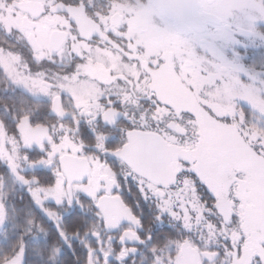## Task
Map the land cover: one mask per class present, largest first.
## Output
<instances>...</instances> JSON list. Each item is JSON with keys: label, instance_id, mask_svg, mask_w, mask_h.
I'll list each match as a JSON object with an SVG mask.
<instances>
[{"label": "snow or ice", "instance_id": "obj_1", "mask_svg": "<svg viewBox=\"0 0 264 264\" xmlns=\"http://www.w3.org/2000/svg\"><path fill=\"white\" fill-rule=\"evenodd\" d=\"M147 11L0 0V264H264V14Z\"/></svg>", "mask_w": 264, "mask_h": 264}, {"label": "flooded vegetation", "instance_id": "obj_2", "mask_svg": "<svg viewBox=\"0 0 264 264\" xmlns=\"http://www.w3.org/2000/svg\"><path fill=\"white\" fill-rule=\"evenodd\" d=\"M149 2L150 0H141L144 14L137 17L136 27L146 38L158 42L160 37L171 34L172 20L169 16L150 14L147 11ZM193 2L199 6L204 21L197 22L196 29L208 41L220 45L226 42L230 31L246 28L251 24L253 22L250 21L251 15L264 14V4L251 3L250 0H193ZM260 27L264 28V24Z\"/></svg>", "mask_w": 264, "mask_h": 264}, {"label": "rangeland", "instance_id": "obj_3", "mask_svg": "<svg viewBox=\"0 0 264 264\" xmlns=\"http://www.w3.org/2000/svg\"><path fill=\"white\" fill-rule=\"evenodd\" d=\"M250 2H251V3H254V2L261 3L260 0H259V1H258V0H250ZM233 15H234V14H233ZM235 16H237V14H235ZM253 17H256V16L251 15V16H250V21L253 20Z\"/></svg>", "mask_w": 264, "mask_h": 264}, {"label": "water", "instance_id": "obj_4", "mask_svg": "<svg viewBox=\"0 0 264 264\" xmlns=\"http://www.w3.org/2000/svg\"><path fill=\"white\" fill-rule=\"evenodd\" d=\"M164 16H168V15H164Z\"/></svg>", "mask_w": 264, "mask_h": 264}]
</instances>
